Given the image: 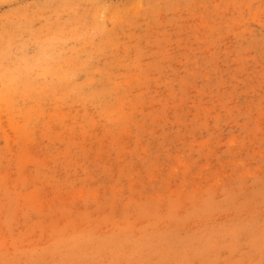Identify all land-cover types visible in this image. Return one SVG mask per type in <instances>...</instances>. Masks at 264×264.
<instances>
[{
	"label": "rangeland",
	"instance_id": "1",
	"mask_svg": "<svg viewBox=\"0 0 264 264\" xmlns=\"http://www.w3.org/2000/svg\"><path fill=\"white\" fill-rule=\"evenodd\" d=\"M0 264H264V0H0Z\"/></svg>",
	"mask_w": 264,
	"mask_h": 264
},
{
	"label": "bare ground",
	"instance_id": "2",
	"mask_svg": "<svg viewBox=\"0 0 264 264\" xmlns=\"http://www.w3.org/2000/svg\"><path fill=\"white\" fill-rule=\"evenodd\" d=\"M7 92L9 93V92H10V90H7Z\"/></svg>",
	"mask_w": 264,
	"mask_h": 264
}]
</instances>
